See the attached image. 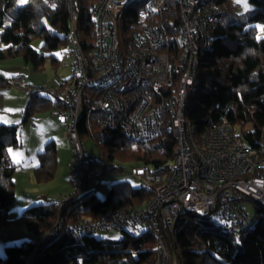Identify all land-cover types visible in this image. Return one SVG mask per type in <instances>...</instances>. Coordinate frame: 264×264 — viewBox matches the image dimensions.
I'll return each mask as SVG.
<instances>
[{
    "label": "trees",
    "instance_id": "16d2710c",
    "mask_svg": "<svg viewBox=\"0 0 264 264\" xmlns=\"http://www.w3.org/2000/svg\"><path fill=\"white\" fill-rule=\"evenodd\" d=\"M225 1L226 14L211 32V47L198 55L184 115L196 136L211 127L235 126L242 139L258 149L264 127V37H255L254 24L264 23V0H249L253 8L243 14L233 12L229 0ZM96 2L30 0L19 5L16 0H0V61L19 58L30 64L34 72L42 70L48 61L57 69L59 61L51 53L59 45H68L70 9L77 14L76 30L82 32L84 39L92 40L91 8ZM36 39L42 40L41 52L31 46ZM84 46L90 49V45ZM14 78L0 73V90H6ZM24 90L28 98L21 122L0 124V227L23 226L35 234V239L5 247L0 264H152L155 239L149 228L137 233L132 228L122 229L120 239L115 242L97 239L73 228L80 218L94 220L109 209L139 206L151 198L150 192L132 187L127 181L111 184L102 200L95 190L82 192L81 189L66 195L62 203L45 198V203L23 210L16 218H8V207L14 201L16 167L9 159L8 149L20 145L19 124L31 122L36 114L63 109L61 103L42 94L44 89L24 87ZM85 117L81 115L79 120V138L103 139L107 152L105 169L122 171L121 166L111 165L114 159L139 163L157 174L168 169L175 143L165 118L153 140L134 142L119 130L97 131L94 117L89 123ZM37 160L32 171L35 183L52 181L56 171L53 140L43 145ZM89 171L83 187L90 177ZM253 202L257 221L239 239L189 212L180 213L172 227L159 222L156 229L168 252L169 264L171 261L176 264H264V206ZM59 216L69 223L52 231Z\"/></svg>",
    "mask_w": 264,
    "mask_h": 264
},
{
    "label": "built area",
    "instance_id": "2783aa9c",
    "mask_svg": "<svg viewBox=\"0 0 264 264\" xmlns=\"http://www.w3.org/2000/svg\"><path fill=\"white\" fill-rule=\"evenodd\" d=\"M226 9L225 0H97L91 8L92 40L76 30L77 14L70 9L69 75L57 89H40L62 104L54 114L65 124L74 150L70 179L75 189H82L95 161L82 151L81 115L86 123L94 117L98 128L119 130L134 142L153 140L165 118L175 143L164 173L140 165L134 174L138 187L151 193L148 201L109 209L94 220L80 218L75 230L96 235L106 229L149 228L155 239L152 264H169L159 222L172 227L180 213L189 212L239 239L257 221V215L247 217L244 203L264 206V127L254 149L235 126L211 127L196 136L184 115L198 55L211 47V32ZM12 83L31 89L22 75ZM64 226L59 216L52 231Z\"/></svg>",
    "mask_w": 264,
    "mask_h": 264
},
{
    "label": "rangeland",
    "instance_id": "374dc122",
    "mask_svg": "<svg viewBox=\"0 0 264 264\" xmlns=\"http://www.w3.org/2000/svg\"><path fill=\"white\" fill-rule=\"evenodd\" d=\"M245 3L247 10H245ZM229 7L233 12L243 14L252 10L253 5L249 0H229ZM254 26L256 27L255 37L263 38L264 23L256 22ZM41 45V39H36L31 43V46L37 52H41ZM51 54L59 61L57 69L51 67L47 61L42 70L34 72L30 64H25L21 59L17 58L7 62H0V70L7 77L24 76L26 86L29 87L57 89L60 82L69 75L71 59L69 57L68 45H59ZM42 94L50 97L45 92H42ZM27 98L24 88L16 86L11 81L6 90H0V124L20 123ZM50 98L53 100L52 97ZM31 122L34 124L33 129L30 128ZM31 122L19 124L18 138L20 145L8 149L9 159L16 166V172H14L13 176L15 183L14 201L7 210L9 219V215L12 217V212L19 211L18 214H20L25 209L45 203V198L66 200V195L63 196L64 194L78 191L70 179L69 166L74 160V150L69 142L65 124L59 120L53 111L36 114ZM247 129L251 130V127L247 126ZM101 130L102 128H97V131ZM50 140H53L56 145L55 177L48 183L36 184L32 178V174L28 170L31 164L36 165L38 163L36 159L37 151ZM80 143L84 155L95 159V161L90 163V171L88 170L90 177L82 188V192L93 189L96 196L102 200L111 184L115 182L127 181L132 187H138V180L134 174L140 170L139 163L122 162L119 159H114L111 165L121 166L122 171L105 169L104 162L107 159V152L103 146V139L97 138L95 140L92 136H84L80 138ZM19 164H23V166L19 167ZM254 206L255 203L253 201L244 203V212L249 219L256 215ZM68 223L67 221L66 224ZM8 228H12V230L4 236ZM8 228L0 227V257L5 255V247L35 239L33 232H27L29 233V237L22 235L20 229H23V226L11 225ZM133 231L137 233L144 231V228L135 227ZM95 237L115 242L120 239L121 231L106 229L99 231ZM170 264L176 263L171 261Z\"/></svg>",
    "mask_w": 264,
    "mask_h": 264
},
{
    "label": "crops",
    "instance_id": "0c3cea01",
    "mask_svg": "<svg viewBox=\"0 0 264 264\" xmlns=\"http://www.w3.org/2000/svg\"><path fill=\"white\" fill-rule=\"evenodd\" d=\"M0 62H7V61H0ZM1 69V68H0ZM0 73L1 74H3L4 75V72L2 71V70H0ZM4 76H6V75H4ZM7 77V76H6ZM60 120V119H59ZM61 121V120H60ZM62 122V121H61ZM63 123V122H62ZM33 124V123H32ZM34 125V124H33ZM42 150V148L40 149V150H38L37 151V153L38 152H40ZM37 159V158H36ZM22 163H24V162H22ZM35 163V162H34ZM37 165V164H36ZM35 164H31V167L29 168V170H28V172L30 173V174H32V171H33V168L36 166ZM21 166H23V164H19V167H21ZM70 168H71V165L69 166V172H70ZM16 170V169H15ZM16 172V171H15ZM29 174V175H30ZM33 178V177H32ZM30 180V179H29ZM70 192H68L67 194H69ZM67 194H64L63 196H65V195H67ZM62 197V196H61ZM10 207H8V209H9ZM9 212V211H8ZM19 211L18 212H16V211H14V212H12V217L9 215V217H10V219H13L14 217L16 218L19 214ZM12 230V228H8L6 231H5V234H4V236L5 235H7L10 231ZM21 230V232H22V235H24V236H26V237H29V233H27L28 231L27 230H25L24 228L23 229H20ZM26 232V233H25Z\"/></svg>",
    "mask_w": 264,
    "mask_h": 264
},
{
    "label": "snow or ice",
    "instance_id": "6c2138e0",
    "mask_svg": "<svg viewBox=\"0 0 264 264\" xmlns=\"http://www.w3.org/2000/svg\"><path fill=\"white\" fill-rule=\"evenodd\" d=\"M19 3L20 4H26L27 3V0H19ZM245 10H247V5L245 3Z\"/></svg>",
    "mask_w": 264,
    "mask_h": 264
}]
</instances>
